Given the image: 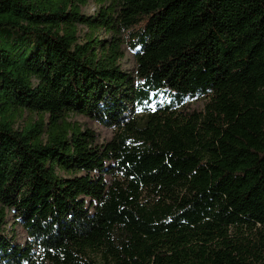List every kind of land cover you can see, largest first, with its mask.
<instances>
[{"label":"trees","instance_id":"16d2710c","mask_svg":"<svg viewBox=\"0 0 264 264\" xmlns=\"http://www.w3.org/2000/svg\"><path fill=\"white\" fill-rule=\"evenodd\" d=\"M90 2L0 0V264H264V0Z\"/></svg>","mask_w":264,"mask_h":264},{"label":"rangeland","instance_id":"374dc122","mask_svg":"<svg viewBox=\"0 0 264 264\" xmlns=\"http://www.w3.org/2000/svg\"><path fill=\"white\" fill-rule=\"evenodd\" d=\"M96 9H97L96 4L93 2V0H91L90 4L83 8V12L86 14L93 15L96 12ZM123 49L125 51V56L121 60L122 67L125 70H131V69H133V67L135 65V53L127 46V44L125 42L123 44ZM205 103H206L205 97H197L190 102V105H191V108L203 109L205 106ZM27 116H28V114H25L24 118L17 122L16 128H20L24 125V122H25V119L27 118ZM74 120H77L81 123H87L90 127H92L96 132H98L100 134L101 140L109 139V138H111V136L113 134L112 129L101 126L97 122H91L90 120H88L86 118L78 116V117L74 118ZM8 219H9L8 230H11V228L13 227V225H12L13 214L12 213L9 214ZM15 228L18 232V235L20 237H23L24 232L22 231L21 227L19 225H17V226H15ZM23 242H24V240H23Z\"/></svg>","mask_w":264,"mask_h":264}]
</instances>
